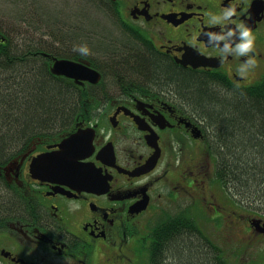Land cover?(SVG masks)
I'll return each mask as SVG.
<instances>
[{
	"label": "flooded vegetation",
	"instance_id": "obj_1",
	"mask_svg": "<svg viewBox=\"0 0 264 264\" xmlns=\"http://www.w3.org/2000/svg\"><path fill=\"white\" fill-rule=\"evenodd\" d=\"M93 1L103 6L92 12L108 18V29L88 26L86 11L73 9L67 22L61 15L65 24L49 27L57 36L37 52L51 79L76 97L75 110L55 129L19 137L0 161V264H154L157 229L196 222L188 211L200 202L220 212L207 193L219 184L225 190L208 123L174 79L146 73L142 63L256 90L264 81V0ZM59 60L85 65L101 79L54 74ZM200 61L206 65L194 67ZM77 133L75 155L97 186L35 178L32 161ZM171 207L179 211L162 222L146 219ZM197 233L218 264H230L220 247L226 239Z\"/></svg>",
	"mask_w": 264,
	"mask_h": 264
},
{
	"label": "trees",
	"instance_id": "obj_2",
	"mask_svg": "<svg viewBox=\"0 0 264 264\" xmlns=\"http://www.w3.org/2000/svg\"><path fill=\"white\" fill-rule=\"evenodd\" d=\"M45 13L39 12L45 24L33 25L35 37L18 48L0 30V38L7 39L6 44L0 41V161L19 137L55 129L70 120L75 110L76 97L63 83L52 80L48 62L37 58V52L47 48L36 34L43 31L42 35L51 37L54 33L49 27L62 23L57 18L51 22ZM144 61L146 73L174 79L183 98L197 106L198 114L208 123L224 187L232 195L241 194L242 202L259 200L264 204V81L251 92L235 91L220 80L183 77L167 64ZM167 227L165 234L158 229L157 237L155 234L154 264H218L198 235L201 231L195 220L171 222Z\"/></svg>",
	"mask_w": 264,
	"mask_h": 264
},
{
	"label": "rangeland",
	"instance_id": "obj_3",
	"mask_svg": "<svg viewBox=\"0 0 264 264\" xmlns=\"http://www.w3.org/2000/svg\"><path fill=\"white\" fill-rule=\"evenodd\" d=\"M96 5L93 0H87V2L86 0H0V30L9 35L12 45L18 48L20 44L28 43L35 37L33 36L35 31L33 25L45 24L44 19L41 18L43 16L39 14L40 11L48 12L49 19L54 18L59 11L60 15L57 16V20L59 19L63 23L64 18L61 15L65 16L67 22L66 15L77 8L82 13L86 11L85 14L89 20L88 26L106 30L109 28V20L101 14L92 12L94 7L96 9H99L97 6L100 9L103 8L100 4ZM19 10L21 13H18ZM21 27H25L26 31L20 32ZM42 33L43 31L38 32L36 37L43 41V45L45 41L57 36L54 34L53 37H46ZM211 152L213 153V151ZM214 164L215 162H213ZM219 185V187L214 186L207 193L209 195L213 192L216 196L220 212H215L210 205H206L207 208H205L204 204L200 202L188 213L196 218L198 227L202 230L200 231L209 235L215 242L220 238L226 239L221 241L220 247L224 250V255H229L230 264H264V235L254 231L250 225L252 219L264 221V204H261L259 200L242 202L241 194L234 192L232 195L229 193V189L225 188L224 192L230 196L228 197L221 191V184ZM182 207H187V205L183 203ZM173 208L153 210L146 215V219L162 222L169 214L179 211V208ZM187 209L183 208L181 211L186 212ZM240 216L243 218L241 219ZM213 217L214 219H212ZM231 226H234L232 231H230Z\"/></svg>",
	"mask_w": 264,
	"mask_h": 264
},
{
	"label": "water",
	"instance_id": "obj_4",
	"mask_svg": "<svg viewBox=\"0 0 264 264\" xmlns=\"http://www.w3.org/2000/svg\"><path fill=\"white\" fill-rule=\"evenodd\" d=\"M200 65H203V63ZM52 70L54 74L63 75L77 81L98 83L100 80V75L97 72L66 60L56 61ZM80 142H82L80 133H77L58 145L59 151L35 158L32 162L33 176L43 181H53L70 186L75 185L83 189L97 186L95 173L89 167H82L78 162L79 156L75 155L76 144ZM85 149L88 156L93 149L91 140L87 141ZM251 223L256 228V232L264 234V225L261 226V221H252Z\"/></svg>",
	"mask_w": 264,
	"mask_h": 264
}]
</instances>
